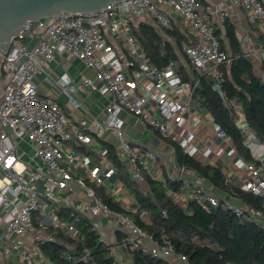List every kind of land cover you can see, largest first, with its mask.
Here are the masks:
<instances>
[{
    "label": "built area",
    "instance_id": "built-area-1",
    "mask_svg": "<svg viewBox=\"0 0 264 264\" xmlns=\"http://www.w3.org/2000/svg\"><path fill=\"white\" fill-rule=\"evenodd\" d=\"M232 10L242 13L248 25L257 30L261 40L257 51L250 46L243 53L249 59L257 53L262 68L264 0H120L108 3L102 11L61 10L26 22L12 36L6 53L0 49V224L8 242L21 248L22 264H35L41 254L38 244L53 241L52 231L77 239L76 223L82 217L106 244L102 216L117 224L123 234L122 245L149 252L170 264H191L185 255L175 252L166 236L159 242L97 196L95 188L99 186L115 192L107 184L117 174V166L93 144L104 133H111L118 141L116 157L128 163L132 180L143 183L140 154L150 161L159 154L125 133L126 114L194 157L193 128L202 116L192 100L196 82L183 79V73L189 76L192 69L210 77L217 86L220 67L228 69L233 60L224 36V24H233ZM138 24L155 27L174 49L176 59L160 67L153 64L133 32ZM238 31L235 28L242 44L248 32L242 31L240 37ZM62 55L78 59L92 76L82 74L79 86L65 71L52 79L46 63ZM40 75L74 108L80 106L79 93L108 95L101 119H72L56 98L39 92L36 78ZM224 103L234 107L236 123L247 136L250 129L244 123L241 105L228 99ZM216 129L220 137L227 136L220 127ZM87 146L92 147L98 162L79 152L78 148ZM245 166L250 178L244 180L242 188L264 198V161ZM116 185L123 188L120 181ZM77 191L83 195L80 204L71 200ZM189 192V197L197 196L202 204H222L264 231L261 210L214 195L202 180L192 183ZM59 208H67L71 219L57 218L54 214ZM131 209L134 212L137 207ZM26 235H30V242Z\"/></svg>",
    "mask_w": 264,
    "mask_h": 264
},
{
    "label": "trees",
    "instance_id": "trees-1",
    "mask_svg": "<svg viewBox=\"0 0 264 264\" xmlns=\"http://www.w3.org/2000/svg\"><path fill=\"white\" fill-rule=\"evenodd\" d=\"M133 30L145 56L153 64L160 67L176 59L174 49L160 38L155 27L138 24ZM224 36L233 60L228 69L220 67L221 77L217 86L210 77L194 70L189 76L183 73V79L196 82L192 93L195 106L208 111L213 123L231 139L238 156L246 163L258 165L259 160L253 158L245 145L246 135L236 123L234 107L225 104L224 99L241 105L244 123L264 145V82L255 74L252 61L244 55L235 28L229 21L224 24ZM168 143L174 147L180 166L192 169L214 189L226 192L239 203L259 209L264 214L262 196L231 185L219 165L203 164L185 155L175 142ZM103 145L102 149L117 166L123 188L133 197L132 206L137 207L134 212L126 209L112 200L104 186L96 187L97 196L111 210L129 216L159 242L162 235L166 236L175 252L185 255L191 264H264V231L247 217L236 216L222 204H202L195 195L182 204L174 198V194L183 190L182 180L165 177L162 183L143 168V182L147 189L141 188L130 178L126 165L117 159L113 147ZM55 215L71 219L67 208L57 209ZM76 230L79 233L77 239L56 230L52 231L53 241L38 244L50 264H123L99 241V235L91 230L86 217L76 223ZM118 237L121 250L129 255V264H170L149 252L122 245V234Z\"/></svg>",
    "mask_w": 264,
    "mask_h": 264
},
{
    "label": "crops",
    "instance_id": "crops-1",
    "mask_svg": "<svg viewBox=\"0 0 264 264\" xmlns=\"http://www.w3.org/2000/svg\"><path fill=\"white\" fill-rule=\"evenodd\" d=\"M231 13L233 18L231 21L233 22L235 28L239 30L237 34L241 37L242 31L248 32L241 44L243 52L247 53L251 47L253 51H257L256 48L260 45L259 43L261 41L257 30L248 25L242 13H236L234 10H232ZM246 56L249 58L248 55ZM251 58L254 61L252 62L255 74L264 82V70L261 68L258 54H253L250 56V59ZM45 70L49 73L52 79L58 78L61 73L65 71L77 86L80 84L82 74L92 76V72L85 68L78 59L68 55L55 57L53 60L46 63ZM189 70V73L192 74L193 70ZM36 82L38 84L39 92L56 98L59 105L70 114L72 119L77 120L80 117H97L98 119H101L103 116V106L109 99L108 95H101L96 91L89 96H84L82 93H79L77 94V97L80 100V106L74 108L68 103L67 98L63 93H60L59 90L50 82L44 80V76H38L36 78ZM196 108H198L201 112L202 118L199 125L193 128L195 132L193 144L197 148L193 158L203 164L208 163L219 165L226 180L231 185L242 187L244 180L250 178V173L247 171L245 166L246 162L238 156L236 149L228 136L220 137L217 135L216 128L219 126L213 123L208 111L204 108H200V106H196ZM123 118L125 133L134 140H140L147 147L157 151L159 154L154 161L145 159L143 155L140 154L141 160L143 161V169L147 171L153 179L162 183L165 181V177L170 179L180 178L182 180L183 190L174 194V198L178 202L182 204L186 203L190 195V189H187V187L192 185V183L197 180H202L204 186L207 189L210 188L214 195L228 200L235 199L231 198V195L226 192L214 189L208 181L200 178L192 169L184 167L183 171L180 170L181 166L177 162L175 149L172 145H170V143H168V141L161 139L155 131L143 127L135 117L123 114ZM103 143L111 145L114 152L118 149L117 139L109 132L104 133L101 140H96L93 147L97 150L105 151V149H102L104 147ZM245 145L250 149L253 158L259 160V163L264 161V145L257 141L251 131H249L246 136ZM122 162L126 165L129 173L128 163L125 160H122ZM121 178L118 176V173L115 174L112 181H109L107 184L109 188H115V192H111L106 189V193L112 197L113 201L119 202L124 208L132 211V195H130L126 189L116 185L118 181L122 183L123 180ZM138 185L143 189H147L144 182L138 183ZM75 194H77V196L71 198V200L75 204H80V200H82L83 195L80 192L78 193V191ZM100 221L104 225L103 237L105 238L106 243L104 245L110 249L111 253L115 257L118 256V259L123 260L125 264H129V255L121 250V246L118 243V236L122 233L117 228V224L112 219L105 216H102ZM30 238V235H26L27 242H30ZM20 251V247L16 246L13 242H8L4 233L3 224H0V264H22ZM34 263L50 264L42 253L36 257Z\"/></svg>",
    "mask_w": 264,
    "mask_h": 264
},
{
    "label": "water",
    "instance_id": "water-1",
    "mask_svg": "<svg viewBox=\"0 0 264 264\" xmlns=\"http://www.w3.org/2000/svg\"><path fill=\"white\" fill-rule=\"evenodd\" d=\"M120 0H0V49L5 53L12 36L29 21L58 14L59 11H102Z\"/></svg>",
    "mask_w": 264,
    "mask_h": 264
},
{
    "label": "rangeland",
    "instance_id": "rangeland-1",
    "mask_svg": "<svg viewBox=\"0 0 264 264\" xmlns=\"http://www.w3.org/2000/svg\"><path fill=\"white\" fill-rule=\"evenodd\" d=\"M79 152H81L82 154H84L85 156H87L91 161H95L98 162V157L96 156V154L94 153L92 147H80L78 148ZM81 169H83V165H79ZM192 185H189L187 187V189H191ZM118 257V256H117Z\"/></svg>",
    "mask_w": 264,
    "mask_h": 264
}]
</instances>
